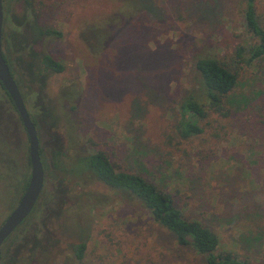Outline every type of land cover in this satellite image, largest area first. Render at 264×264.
<instances>
[{
  "label": "rangeland",
  "instance_id": "374dc122",
  "mask_svg": "<svg viewBox=\"0 0 264 264\" xmlns=\"http://www.w3.org/2000/svg\"><path fill=\"white\" fill-rule=\"evenodd\" d=\"M244 7V0H62L40 16L60 37L33 48L64 71L47 75L26 108L40 118L44 147L55 131L64 136L76 173L77 157L102 151L119 171H137L171 194L188 219L219 236L221 251L264 264V58L240 65L228 120L211 115L188 140L177 133L179 103L199 88L196 60L234 56L246 40ZM255 10L264 24V0ZM42 103L51 112L44 121ZM28 145L0 88V227L29 181ZM76 173L71 204L39 226L67 238L56 233L58 245L49 239L41 247L40 239L14 249L5 240L0 264H205L137 201ZM71 240L85 243L82 260Z\"/></svg>",
  "mask_w": 264,
  "mask_h": 264
},
{
  "label": "trees",
  "instance_id": "16d2710c",
  "mask_svg": "<svg viewBox=\"0 0 264 264\" xmlns=\"http://www.w3.org/2000/svg\"><path fill=\"white\" fill-rule=\"evenodd\" d=\"M244 3L243 28L246 40L237 47L234 56L227 62L199 58L194 64L199 76V88L179 103L181 122L177 133L183 140L201 135L203 128L199 125L200 121L211 115L220 120L230 118L234 109L230 96L239 81L240 65L251 66L264 58V24L256 14L255 0H244ZM42 33L36 32L39 37ZM44 34L60 37L59 33L52 30H46ZM13 36L11 42V36L3 29V58L24 103L28 104L43 79L49 73H62L64 66L51 56L34 51L32 43L38 36H35V39L22 32H15ZM154 79L157 83L162 81L160 76H154ZM5 95L7 96L6 91ZM50 113L45 109L46 119L50 117ZM30 118L37 128L40 118ZM261 148L264 153V143ZM261 150L258 149L255 154H261ZM77 159L76 169H79L80 173L74 171L75 166L72 168L73 173L78 175L89 171L93 179L110 191L120 194L126 200L137 201L149 212L156 224L173 236L178 246L191 248L205 264H251L231 251H221V240L213 230L201 221L188 219L177 207L171 194L137 171H119L102 151L80 155ZM85 248L84 242L72 245L77 260L83 259Z\"/></svg>",
  "mask_w": 264,
  "mask_h": 264
},
{
  "label": "flooded vegetation",
  "instance_id": "af4514ba",
  "mask_svg": "<svg viewBox=\"0 0 264 264\" xmlns=\"http://www.w3.org/2000/svg\"><path fill=\"white\" fill-rule=\"evenodd\" d=\"M5 1L6 0L2 1L3 29H5V31L11 36L10 37L11 42L14 38L13 34L15 32H22L34 38L35 36H38L37 39L35 38L36 40H34V42L32 43V47H33V44L37 42L40 38L44 39L45 37L50 36V35L44 34V32L46 30L51 29V27H49V25L51 24L50 22H45V21L43 22L40 16L43 15L46 11L48 13H54V9L60 7V3L62 2V0H10L9 9L7 8V5H5ZM16 6H18L17 8H19L18 12L15 11ZM51 26H52V29H54V26L53 25ZM37 31L43 32L40 37L39 35L36 34ZM0 88L5 93L2 85H0ZM8 99L10 101L11 107H13V109L15 110L14 105H12L13 103H11L12 101L10 100L9 96H8ZM24 105L26 107L25 103ZM28 115H30L29 112H28ZM41 118L44 121V118H45L44 103L41 104ZM49 139H50V142L48 144H51L50 147H48L46 140L44 143L45 145H47V147L46 146L44 147L43 142H40L38 139L39 155H40V160H41V164L43 167L42 189L38 196V199L36 200L35 205L33 206L34 210L32 208L31 210L32 213L31 212H30L31 214L29 213L30 216L28 215L29 217L27 216L28 218L27 217H26L27 219L25 218L26 221L24 219V221L8 236V239H6L8 240L6 241L7 247L10 249H14L15 247L21 248V246L25 244L30 245V246H34L36 244L35 247H37L39 241H41L40 239H43V243L41 247H43V245H46L49 242V239H51L52 244H55V245L60 244L62 241L60 238H56V237L54 238V235L56 233H58L59 235L62 233L60 232V230L55 229V232L57 231L56 233H53L52 231L51 232L47 231L48 233L47 232L43 233L39 227L41 226V224L44 225L48 221V219L52 216V214L62 213V210L66 206L71 204V201H70L71 198L69 197V193H70V190L72 191V176H73L72 175V162H71L72 154L63 151L62 149L64 148V146L68 149L69 144L66 142L64 136H61L59 131H55L54 133H52ZM82 155H88V153L82 154ZM29 164H30V161H29ZM82 175L92 179V174L89 171H85L84 173H82ZM27 184L24 188V191L27 187ZM71 195H72V192H71ZM64 237L67 238L66 236ZM4 243L5 241L3 242V244ZM79 243L80 242L75 240L72 244V240H71L70 241L71 250H72V245L74 244L76 245ZM40 245L41 243L39 244V246Z\"/></svg>",
  "mask_w": 264,
  "mask_h": 264
},
{
  "label": "water",
  "instance_id": "95a60500",
  "mask_svg": "<svg viewBox=\"0 0 264 264\" xmlns=\"http://www.w3.org/2000/svg\"><path fill=\"white\" fill-rule=\"evenodd\" d=\"M0 0V84L12 101L16 112L19 115L23 128L28 138V154L30 161V178L27 187L20 198L17 206L7 217L0 227V247L8 236L24 221L29 215L38 199L43 185V167L39 155V141L37 131L32 123L27 109L24 105L21 93L12 78L6 65L2 52V30H3V5Z\"/></svg>",
  "mask_w": 264,
  "mask_h": 264
}]
</instances>
